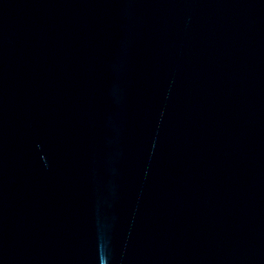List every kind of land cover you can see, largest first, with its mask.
<instances>
[{
	"label": "water",
	"instance_id": "1",
	"mask_svg": "<svg viewBox=\"0 0 264 264\" xmlns=\"http://www.w3.org/2000/svg\"><path fill=\"white\" fill-rule=\"evenodd\" d=\"M0 264H264V0H0Z\"/></svg>",
	"mask_w": 264,
	"mask_h": 264
}]
</instances>
